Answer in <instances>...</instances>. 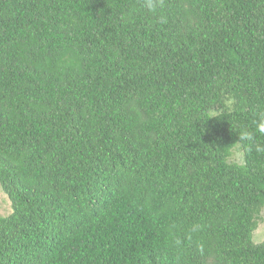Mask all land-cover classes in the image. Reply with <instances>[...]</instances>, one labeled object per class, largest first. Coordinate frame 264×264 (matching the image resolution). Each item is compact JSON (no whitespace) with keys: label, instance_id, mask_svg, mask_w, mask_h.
I'll return each mask as SVG.
<instances>
[{"label":"trees","instance_id":"1","mask_svg":"<svg viewBox=\"0 0 264 264\" xmlns=\"http://www.w3.org/2000/svg\"><path fill=\"white\" fill-rule=\"evenodd\" d=\"M262 126L264 0H0V264H264Z\"/></svg>","mask_w":264,"mask_h":264},{"label":"rangeland","instance_id":"2","mask_svg":"<svg viewBox=\"0 0 264 264\" xmlns=\"http://www.w3.org/2000/svg\"><path fill=\"white\" fill-rule=\"evenodd\" d=\"M233 162H242L243 161V151L237 148L234 151L233 156L231 157ZM11 213V203L7 195L2 191L0 186V216H6ZM263 220H261L258 229L254 234V241L256 243H261L264 241V210L262 212Z\"/></svg>","mask_w":264,"mask_h":264},{"label":"clouds","instance_id":"3","mask_svg":"<svg viewBox=\"0 0 264 264\" xmlns=\"http://www.w3.org/2000/svg\"><path fill=\"white\" fill-rule=\"evenodd\" d=\"M260 131H261V132H264V126H262V127L260 128ZM245 138H247V137H245Z\"/></svg>","mask_w":264,"mask_h":264}]
</instances>
